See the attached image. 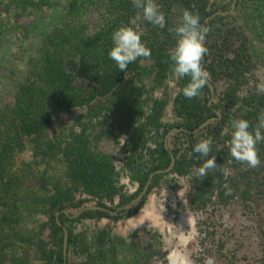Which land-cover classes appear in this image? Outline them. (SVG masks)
Segmentation results:
<instances>
[{"label": "rangeland", "instance_id": "374dc122", "mask_svg": "<svg viewBox=\"0 0 264 264\" xmlns=\"http://www.w3.org/2000/svg\"><path fill=\"white\" fill-rule=\"evenodd\" d=\"M203 1L214 11H225L232 3L231 0ZM259 7L264 10L260 0H239L238 12L222 17L209 31L207 48L211 58L231 60L241 48L250 54V63L235 73L226 70L215 81L207 79L216 86L213 107L220 110L222 118L226 113L225 95L232 92L238 98L236 106L228 112L221 137L211 142L206 136L197 145L185 134L176 133L169 139L168 145L187 157L189 167L196 163L204 165L201 174L183 191L180 178L184 174L176 178L172 177L176 173L172 171V175L163 176L153 187L137 214L119 221L97 218L91 230H76L81 246L87 247L89 259L101 252L96 237L106 229L110 238L102 256L105 264H171L169 255L174 248L167 245L170 234L162 223L177 222L181 215L178 209L187 206L199 219L198 233L186 248L191 264H264V132L246 137L238 150L228 151L226 164L219 154L226 148V140L231 143L236 137L238 114L258 110L256 124L259 127L264 124V109L258 104L259 98L264 97V12L261 9L256 12ZM187 21L183 0H0V149L21 128L16 111L22 90L32 84L46 87V55L62 62L83 97L98 86L90 79L98 71L93 68L96 63L86 60L78 51L84 44L96 41V49L101 50L122 38L141 52L140 65L148 68L154 64L148 55L151 42L155 41L167 53L176 52L187 32ZM156 89L154 74L139 78L128 74L109 95L60 113L39 142L34 136L20 138L24 146L16 148L13 157L16 165L11 161L10 164L17 168L32 163L36 172L45 170L44 165H35L42 162L40 150L50 141H60L63 147L74 146L78 126L83 128L91 153L106 156L112 162L116 131L121 130L117 126L118 112L114 111L117 98L134 91L141 99ZM197 97L205 99L202 87ZM106 112H112L110 119L106 120ZM98 117L100 121L92 123ZM182 121L176 115L175 102L168 103L162 124L176 125ZM129 149L132 156L133 148ZM204 150L209 156L207 164L201 153ZM58 158L63 157L59 154ZM46 162H50L49 175L61 178L67 172L65 163L53 159ZM209 174L216 177L214 186L203 192L201 180ZM67 186L70 187L69 182ZM181 191L179 198L177 192ZM119 203L112 201V207ZM152 210L160 226L150 219L142 227L129 228L132 218ZM46 217L38 214L37 220L41 223ZM15 252L17 256L28 253L29 264L36 261L32 249Z\"/></svg>", "mask_w": 264, "mask_h": 264}, {"label": "trees", "instance_id": "16d2710c", "mask_svg": "<svg viewBox=\"0 0 264 264\" xmlns=\"http://www.w3.org/2000/svg\"><path fill=\"white\" fill-rule=\"evenodd\" d=\"M183 2L187 8L188 21L187 32L179 43V49L174 53H167L163 47L152 41L148 49V55L154 60L151 67H142L140 65L141 52L131 48L127 40L122 38L110 42V48L104 47L97 50L96 41H91L78 49L86 60L90 59L96 63L93 68L98 70L95 76L90 77L98 86L87 96L82 97L81 89L73 84L72 76L66 72L59 59H54L50 54L45 56L46 87L39 88L32 84L22 90L20 99L17 101L16 111L17 117L21 120V128L16 132V136L5 142L0 149V264H6L7 261H10L8 264H29L31 260L28 253L17 256L15 252L17 249H22L24 252L32 249L35 252V257L44 261L43 264H53L54 262L55 264H76L69 257V252L71 248L77 246L80 239L75 236L73 228L69 226L71 219L62 213L59 217L60 222H58L56 214L66 209L75 210L83 207L82 202L74 200L75 192L81 187L87 193L104 196L110 201H113L119 193L115 184L112 162L106 156L91 153L83 132L74 137V146L63 147L60 141H50L44 145V149L39 152L42 162L35 165L42 164L46 167L45 170L36 172L32 163L22 164L17 168L10 164V161L14 163L13 157L16 148L24 146V142L20 138L34 136L39 142L60 113L71 112L74 108L83 107L99 97L109 95L125 81L128 74L138 78L154 74L155 84L159 87L164 84L169 73L177 71L180 75L181 91L175 99L176 115L183 119L179 124L168 126L162 124L161 120L166 108V101L162 100L154 102V111L149 117L148 123L135 128V124L143 114V107L150 101V97L140 99L134 91H130L117 98L114 108L119 117L117 125L121 130L134 129L130 144L133 152L132 156L128 158V165L133 171L134 179L140 183V190L131 197L120 194V203L116 207L98 205L112 210L137 197L151 173L166 169L170 165L171 154L176 158L173 171L182 175L187 173L189 168L187 157L179 155L178 150H170L166 146L165 137L171 130L185 128L186 132L179 134H185L196 145L202 142L201 137L207 136L211 142H215L221 137L228 112L238 103V98L234 93L228 92L223 99L226 111L224 118L205 129V136H203L204 132V134L197 135L195 133L197 128L216 116L209 105L210 91L205 79L210 76L215 81L217 76L226 70L230 74L235 73L250 63L248 61L250 54L248 50L241 48L234 60L222 61L218 58H211L207 43L211 27L222 18L217 17L206 25L204 34L206 48L203 61L200 45L202 26L206 18L217 11L208 9L207 3L203 0H183ZM223 10L221 9V11ZM201 87L205 91L204 100H199L197 97ZM258 104L264 109V97L259 98ZM257 113L258 110H250L237 115L236 137L231 139L229 147L219 153L224 164L227 163L228 151L238 150L246 137L257 136L260 131L264 132V124L260 127L256 124ZM148 126L156 130L163 128L164 142L159 145L157 150L151 151L154 159L153 167L147 173H141L136 164L137 160L133 158L144 147L145 132ZM39 144L41 145V143ZM197 148L199 149L198 146ZM201 153L203 157L208 156L205 150ZM59 154L62 155V160L58 158ZM46 159L65 163L67 167L65 175L61 178L49 175L50 162H46ZM210 159L213 162L214 156ZM166 175L156 176L141 204L127 214L112 217L105 212H85L72 222L81 218H105L119 221L124 217H131L138 213L153 187ZM215 179L214 174L203 178L201 190L204 192V189L212 188ZM68 182L70 187L67 186ZM38 214L47 216L48 223H39ZM47 226L51 229V238L57 248L56 251L46 249L47 243L42 236ZM64 227L68 229L69 233L67 260L63 253ZM109 238L106 229L98 234L96 242L101 252L92 258L93 261H103L102 256L105 255V245Z\"/></svg>", "mask_w": 264, "mask_h": 264}, {"label": "built area", "instance_id": "2783aa9c", "mask_svg": "<svg viewBox=\"0 0 264 264\" xmlns=\"http://www.w3.org/2000/svg\"><path fill=\"white\" fill-rule=\"evenodd\" d=\"M231 60H234V58H232ZM180 91H181L180 75L178 74L177 71L169 73L162 86L160 87L157 86V89L152 91L149 95L142 96V99L150 97V101H148L146 105L143 107V114L134 127L136 128L139 125H145L148 123L149 117L153 114L154 102L156 101L165 100L166 101L165 111H167L168 103L173 104L175 102L176 97L179 95ZM231 115L232 114H230V116ZM111 116H112V112H106V120L108 118L110 119ZM118 119H117V122L119 121ZM99 121H100V118L98 117L97 119H94L92 123L97 124ZM82 131H83L82 127L78 126L76 128V133H79L78 135L82 134ZM133 135H134V129H124V130L116 131L117 144L113 151L112 165L114 169L115 184L119 190V193L118 195L115 196L113 200L115 204H118L120 202V194L126 197H131L140 190V183L139 181L134 179L133 171L130 169L128 165V158L131 156V151H132V149L128 150V148H130V144L132 143ZM200 140L202 141L203 137H201ZM163 142H164V129L161 128L159 130H156L155 128L148 126L145 132L144 147L139 150L138 155H137L138 158L136 157L137 158L136 164L141 173H147L150 170V168L153 167L154 159H153L151 151L157 150L159 145ZM166 146L170 150H172V148L169 145L166 144ZM229 146H230V142L226 140V147H229ZM178 154L180 155L179 152ZM196 161L198 160L196 159ZM208 162H209V156H206V164ZM203 168H204V165L203 167H201V166H198L197 163L188 168L187 173L184 174L180 178L181 179L180 187L183 191H185L187 187L195 181L196 177L201 174ZM171 172L168 174L172 175ZM178 174L179 173L176 172L172 175V177L179 178ZM177 196L179 198L182 197V191L181 193L177 192ZM74 197H75L74 199L75 202L83 203V207L98 206L99 204H104L107 207H112V201L108 200V198L104 196H96V195L87 193L82 187L79 188L77 192H75ZM173 199H174V207H177V203H178L177 198L174 197ZM95 219L97 218H81L79 220L72 222L70 224V227L71 228L74 227L73 232L75 236L77 237L75 231L77 230L81 232V231L91 230L92 228L95 227ZM40 222L46 224L48 223V218L46 217V220H42V221L40 220ZM42 237H43V240L47 243L46 245L47 250H50V251L57 250L54 242L52 241L51 229L49 226L45 228ZM78 244L76 246L79 252L78 256L73 255L72 258L70 256L69 257L74 263L81 264L83 261L86 260V256L83 255L79 251ZM79 255L81 256V258L78 259ZM35 260L36 261L33 262V264H43L44 262L41 258H36ZM53 264H55V262Z\"/></svg>", "mask_w": 264, "mask_h": 264}, {"label": "water", "instance_id": "95a60500", "mask_svg": "<svg viewBox=\"0 0 264 264\" xmlns=\"http://www.w3.org/2000/svg\"><path fill=\"white\" fill-rule=\"evenodd\" d=\"M231 2L232 3H231L229 10L215 12L214 14H212L211 16L206 18V20L202 26L200 45H201V59L203 61L205 59V36H204V34H205V30H206V25L208 23H210L212 20L216 19L217 17H224V16H227L230 14L237 13L239 0H231ZM202 68H203V65L201 66V69ZM205 83L207 84L209 91H210L209 105L212 107V110L214 111L216 116L208 119L206 122L201 124L197 128V130L195 131V133L197 135L202 134L205 129H207L211 125L215 124L217 121H219L222 118V113L220 112V110H217L213 107V103H214V100L216 97V88L207 79H205ZM180 132H186L185 128L181 127V128H174L173 130H171L168 133V135L166 136V144L168 145L169 139L174 134L180 133ZM175 164H176V158L174 157L173 154H171L170 165L166 169L157 170V171L151 173L146 184H145V186L143 187L142 191L140 192V194L137 197H135L132 201H130L129 203L122 205V206H119L115 210H112V209L107 208V207L106 208L101 207V206H85V207H82L80 209L64 210L63 212H58L56 214V219L58 222H60L59 217L62 213L71 219H77V218L81 217L85 212H105V213H108L112 217H117L119 214H121V215L127 214L128 212L134 210L137 206H139L141 204L142 200L147 195L149 188H150L151 184L153 183L155 177L158 175H164V174L170 173L174 169ZM63 231H64L63 253H64L65 260H67L69 233H68V229L66 227L63 228Z\"/></svg>", "mask_w": 264, "mask_h": 264}, {"label": "bare ground", "instance_id": "6f19581e", "mask_svg": "<svg viewBox=\"0 0 264 264\" xmlns=\"http://www.w3.org/2000/svg\"><path fill=\"white\" fill-rule=\"evenodd\" d=\"M178 210L181 215L177 222L167 220L166 224L162 223V225H166V229L170 234L167 245L174 248L169 255V259L171 264H191L190 253L186 248L189 246L192 238L194 239L198 233L197 220L199 219L187 208V206L180 207ZM150 219L154 221L155 225L160 226V223L157 221V215H155L154 210H152L151 212L146 211V213L141 212L136 217L132 218L129 228L133 229L138 225L142 227L145 222ZM163 227H161V229H163ZM189 230L190 234L187 236Z\"/></svg>", "mask_w": 264, "mask_h": 264}, {"label": "crops", "instance_id": "0c3cea01", "mask_svg": "<svg viewBox=\"0 0 264 264\" xmlns=\"http://www.w3.org/2000/svg\"><path fill=\"white\" fill-rule=\"evenodd\" d=\"M227 1H228V0H227ZM260 1H261V3L264 4V0H260ZM243 2H244V1H243ZM244 3H245V2H244ZM260 9H261V7L257 8L255 11H256V12H257V11H260ZM261 10H263V8H262ZM263 12H264V10H263ZM80 243H81V240L79 241V244H78L79 251H80L83 255L86 256V260L83 261L81 264H101V262L93 261L91 258L89 259V256H87V254H88L87 247H86V246H81ZM82 249H83V250H82ZM78 254H79V252H78V250H77L76 247H75V248H71V251H70V253H69V256H70L71 258L73 257V255H74V256H78ZM79 258H81L80 255H79L78 259H79ZM102 263L105 264L104 261H102Z\"/></svg>", "mask_w": 264, "mask_h": 264}, {"label": "flooded vegetation", "instance_id": "af4514ba", "mask_svg": "<svg viewBox=\"0 0 264 264\" xmlns=\"http://www.w3.org/2000/svg\"><path fill=\"white\" fill-rule=\"evenodd\" d=\"M231 6V5H230ZM229 9H230V7H229ZM229 9H225V10H229ZM66 210H73V209H66ZM71 219V218H70ZM74 219H71V222H69V226H70V224L72 223V221H73Z\"/></svg>", "mask_w": 264, "mask_h": 264}]
</instances>
